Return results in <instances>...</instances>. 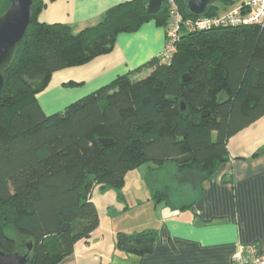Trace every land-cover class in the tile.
<instances>
[{
  "label": "trees",
  "instance_id": "trees-1",
  "mask_svg": "<svg viewBox=\"0 0 264 264\" xmlns=\"http://www.w3.org/2000/svg\"><path fill=\"white\" fill-rule=\"evenodd\" d=\"M147 1L118 3L98 23L74 32L65 23L39 21L46 3L35 0L33 20L0 92V249L5 252H26L32 241L30 264L60 263L100 225L91 194L95 185L120 189L129 172L146 162L211 177L229 159V139L264 115V24L192 30L186 21L198 17L187 0H176L182 26L170 61L153 57L146 64L149 74L119 75L47 114L38 94L54 72L111 52L120 33L136 31L150 19L171 23L168 0L155 14L146 12ZM216 2L206 16L222 15ZM10 4L0 0V16ZM99 138L114 142L103 145ZM157 193V200L168 199ZM156 240L152 229L120 230L116 247L142 255Z\"/></svg>",
  "mask_w": 264,
  "mask_h": 264
},
{
  "label": "crops",
  "instance_id": "crops-1",
  "mask_svg": "<svg viewBox=\"0 0 264 264\" xmlns=\"http://www.w3.org/2000/svg\"><path fill=\"white\" fill-rule=\"evenodd\" d=\"M43 1L46 5L39 21L65 23L79 32L98 23L110 7L127 0ZM227 5L223 4L219 14L233 9ZM169 25L150 19L136 31L120 33L111 52L54 72L47 88L38 94L43 110L47 114L59 111L119 75L131 73L136 78L149 74L152 67L146 64L153 57H161ZM263 147L264 115L229 139V159L213 176L204 178L201 172L180 171L171 163L159 168L173 166L176 175H193L196 186H188L191 196L171 212H162L169 207L168 195V199L156 201L160 213L128 214L130 220L144 219V223L139 222L144 225L142 229L156 233L152 251L139 255L117 249V232L126 231L119 222L121 214H109L110 219L105 214L99 227L79 240L74 252L58 264H232L239 244H257L263 251L264 152L258 153ZM138 172H129L127 181L138 178Z\"/></svg>",
  "mask_w": 264,
  "mask_h": 264
},
{
  "label": "rangeland",
  "instance_id": "rangeland-1",
  "mask_svg": "<svg viewBox=\"0 0 264 264\" xmlns=\"http://www.w3.org/2000/svg\"><path fill=\"white\" fill-rule=\"evenodd\" d=\"M216 3L219 5L220 9L223 7V4H225L220 0H217ZM239 4L240 2L230 3L227 6L228 8H234ZM145 75L143 74L136 78L138 79ZM136 169L139 171L138 178L129 179L122 188L103 189L100 185H95L91 193L92 199L98 207L100 216L104 217L105 214H108L107 218L110 219L111 215L109 214H121L119 222L121 226L125 227L127 232H137L144 227L143 224V226L139 224L140 221L144 223V219L137 218L136 220H130V214L135 216L136 214L160 213L161 210L159 208L156 210L155 207L156 201L158 203L157 191L161 190L167 192L170 196L169 207H166L162 211L163 213H168L171 212L173 208L179 207L188 200L187 196H191L188 192L189 185H192V188L196 186V179L193 175L189 177L185 175V172H180L179 175H176V173L172 171L173 166L171 168L158 170L153 162H146ZM179 177L180 180H177ZM186 180L187 182H185Z\"/></svg>",
  "mask_w": 264,
  "mask_h": 264
},
{
  "label": "water",
  "instance_id": "water-1",
  "mask_svg": "<svg viewBox=\"0 0 264 264\" xmlns=\"http://www.w3.org/2000/svg\"><path fill=\"white\" fill-rule=\"evenodd\" d=\"M217 0H187L186 6L189 12L197 17L204 16L210 3ZM232 3L241 0H227ZM7 11L0 16V92L3 90L6 73L14 63L20 50L21 43L33 20L32 9L35 0H10ZM165 5V0H148L144 4L147 13L155 14ZM186 76H184L185 78ZM185 110L186 105L181 102ZM207 113V112H206ZM206 113H203L204 115ZM99 142L108 145L114 142L113 138H99ZM67 224L63 226L65 230ZM33 257V242L27 243L26 252H5L0 249V264H30Z\"/></svg>",
  "mask_w": 264,
  "mask_h": 264
},
{
  "label": "built area",
  "instance_id": "built-area-1",
  "mask_svg": "<svg viewBox=\"0 0 264 264\" xmlns=\"http://www.w3.org/2000/svg\"><path fill=\"white\" fill-rule=\"evenodd\" d=\"M167 4L170 10L171 23L161 57L170 61L177 51L182 26V13L176 0H168ZM186 24L192 30L225 24H264V0H241L239 5L225 14L199 16L196 19L187 20ZM232 264H264V250L260 251L257 244H239L233 253Z\"/></svg>",
  "mask_w": 264,
  "mask_h": 264
}]
</instances>
